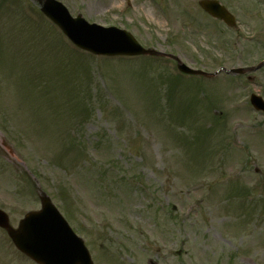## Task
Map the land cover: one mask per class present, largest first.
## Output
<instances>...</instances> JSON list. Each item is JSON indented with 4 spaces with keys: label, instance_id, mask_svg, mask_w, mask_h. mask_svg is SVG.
<instances>
[{
    "label": "rangeland",
    "instance_id": "374dc122",
    "mask_svg": "<svg viewBox=\"0 0 264 264\" xmlns=\"http://www.w3.org/2000/svg\"><path fill=\"white\" fill-rule=\"evenodd\" d=\"M59 1L187 67L264 60V0H220L240 36L200 0ZM252 76L204 81L161 59L93 57L32 0H0V210L15 228L40 188L94 264H264V117L246 100L264 99V69ZM1 234L0 264H33Z\"/></svg>",
    "mask_w": 264,
    "mask_h": 264
},
{
    "label": "water",
    "instance_id": "95a60500",
    "mask_svg": "<svg viewBox=\"0 0 264 264\" xmlns=\"http://www.w3.org/2000/svg\"><path fill=\"white\" fill-rule=\"evenodd\" d=\"M37 1L42 3L41 11L45 16L54 21L76 46L94 55H158L153 51L144 52L123 33L90 26L81 17L70 19L66 10L54 0ZM205 8L211 14L214 11L220 13L213 4H208ZM218 17L227 20L222 13ZM178 67L184 72L194 74L180 65ZM41 202L42 212L29 214L19 231L8 227L7 217L2 212L0 227L6 229L18 249L39 264H92L81 242L70 234L60 220L59 224L54 218L49 201L43 197Z\"/></svg>",
    "mask_w": 264,
    "mask_h": 264
}]
</instances>
